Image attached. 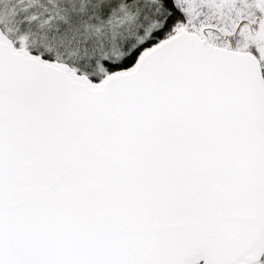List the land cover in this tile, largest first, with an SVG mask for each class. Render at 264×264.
<instances>
[{
	"label": "snow or ice",
	"instance_id": "obj_1",
	"mask_svg": "<svg viewBox=\"0 0 264 264\" xmlns=\"http://www.w3.org/2000/svg\"><path fill=\"white\" fill-rule=\"evenodd\" d=\"M0 264H264V0H0Z\"/></svg>",
	"mask_w": 264,
	"mask_h": 264
}]
</instances>
